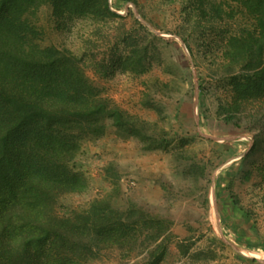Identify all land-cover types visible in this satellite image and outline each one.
I'll list each match as a JSON object with an SVG mask.
<instances>
[{"label": "rangeland", "instance_id": "rangeland-1", "mask_svg": "<svg viewBox=\"0 0 264 264\" xmlns=\"http://www.w3.org/2000/svg\"><path fill=\"white\" fill-rule=\"evenodd\" d=\"M109 4L115 15L105 18L60 19L49 3L29 16L36 42L78 56L143 135H121L107 120L76 159L90 187L66 195L65 210L109 196L119 214L149 225L84 264H145L146 236L160 225L170 242L159 264H264V98L239 96L240 63L225 55L247 20L236 10L203 17L190 0Z\"/></svg>", "mask_w": 264, "mask_h": 264}, {"label": "trees", "instance_id": "trees-1", "mask_svg": "<svg viewBox=\"0 0 264 264\" xmlns=\"http://www.w3.org/2000/svg\"><path fill=\"white\" fill-rule=\"evenodd\" d=\"M190 2L203 17L222 20L236 11L245 17L247 28L228 40L225 55L240 63L233 78L239 96L264 98V0ZM45 3L60 19L115 15L109 0H0V264H84L130 245L149 227L147 220L142 228L119 214L109 196L85 209L69 211L61 203L89 189L76 159L85 141L105 132L107 120L121 135H143L137 122L100 95L78 56L36 42L39 32L29 16ZM164 230L160 225L146 236L145 264H159L166 255ZM181 251L188 254L189 247Z\"/></svg>", "mask_w": 264, "mask_h": 264}]
</instances>
